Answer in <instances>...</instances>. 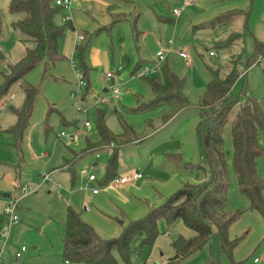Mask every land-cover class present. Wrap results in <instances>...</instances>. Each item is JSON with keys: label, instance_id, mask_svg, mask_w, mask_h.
Masks as SVG:
<instances>
[{"label": "rangeland", "instance_id": "rangeland-1", "mask_svg": "<svg viewBox=\"0 0 264 264\" xmlns=\"http://www.w3.org/2000/svg\"><path fill=\"white\" fill-rule=\"evenodd\" d=\"M9 1L0 0V83L26 47L12 26L22 14L11 13ZM78 1L71 0L69 8H60L54 15L57 24L73 20L74 26L58 40V50L66 58L50 64L45 73V59L40 60L22 76L24 84L37 87L39 92L19 146L10 127L15 123L12 108H20L25 101L20 80L9 86L0 102V212L7 198L16 195L19 218L7 244L0 239V264H13L14 254L22 246L26 248L24 264H59L68 207L79 212L100 237L115 238L124 224L162 204L182 182L206 179L208 173L198 167L203 152L196 125L197 104L211 77L210 69H217L223 77L235 67L239 77L229 91L230 97L245 92L256 97L264 111V58L246 65L256 57L255 40L264 42V0ZM174 8L181 10L179 17L173 16ZM237 10L242 12L232 13ZM244 12H248L247 17ZM134 17L137 35L132 26ZM113 20L117 22L112 25ZM232 33L240 37L229 43ZM76 35L91 36L85 60L87 75L81 74L73 54L74 44L84 43L77 41ZM161 49L166 58L159 63L155 54ZM179 51L191 61L180 57ZM140 60L159 65L152 75L155 78H162V66L167 65L183 79L182 92L190 105L164 125L159 124L167 111L165 104L137 105L151 97L141 77L131 73ZM118 67L121 71L115 72ZM108 71H114L110 81L105 77ZM79 80L85 85L73 99L71 93L77 90ZM100 113L110 135L118 136L124 128H132L124 138L136 140L118 149L115 176L139 172V179L124 185L100 184L99 180L88 184L89 174L98 179L103 175L112 150L94 147L85 151L87 140L94 143L99 139ZM85 121L88 127H84ZM61 131L76 133V139L68 144L57 136ZM229 139L226 127V147ZM169 154L179 155L188 165L169 161ZM67 160H71L73 170L62 166ZM81 169L85 174H80ZM228 169L226 207L239 211L228 236L240 240L227 257L216 253L211 237L199 250L174 264H205L208 259L213 264H264V218L240 193L231 160ZM256 170L264 178V153L256 158ZM39 172L49 174L51 180L40 179ZM15 181L28 186V193L19 195ZM92 189H97V194ZM261 193L264 199V189ZM157 230L152 246L142 247L140 254L134 250L138 241L133 242L129 262L114 252L116 264H166L174 254L171 242L179 235H194L180 218L169 223L158 219Z\"/></svg>", "mask_w": 264, "mask_h": 264}, {"label": "trees", "instance_id": "trees-1", "mask_svg": "<svg viewBox=\"0 0 264 264\" xmlns=\"http://www.w3.org/2000/svg\"><path fill=\"white\" fill-rule=\"evenodd\" d=\"M60 8L62 7L56 5L54 0L9 1V11L22 14L21 18L13 21L12 26L19 31L20 40L26 44L24 55L11 65L8 73L3 74L0 83V102L9 86L19 80L25 93L24 104L20 108H12L15 123L10 130L16 137L17 146L22 140L23 130L28 124L39 92L37 87L24 84L22 76L40 60L45 59V73L50 64L62 58L58 50V40L71 25L69 22L57 24L54 21V15ZM244 16L247 17L248 12H244ZM136 18L132 20L135 35ZM116 22L117 20H113L112 25ZM239 37V33H232L229 43ZM83 41L84 43L76 44L74 55L81 74L87 75L85 60L91 36ZM255 56L247 61L248 67L259 57L264 58V42L255 40ZM140 65L141 61H137L132 72L134 73ZM161 70L162 78L141 77L150 89L151 97L147 102L140 101L137 104L139 107L165 104L167 111L160 118V126L190 105L182 92L183 79L173 73L167 65L162 66ZM210 75L197 104L199 121L196 125L203 152V160L198 167L204 169L208 177L198 182H182L162 204L149 208L139 219L130 220L126 224L123 220H117L119 224L124 225L120 235L115 238L100 237L94 228L81 218L79 212L68 207L61 239L62 259H68L75 264H116L113 254L117 252L124 261L129 262L134 241H138L134 249L137 254L141 253L142 247L152 246L158 235L157 222L160 218L168 223L180 218L186 227L194 231L193 236L179 235L171 242L174 254L168 258L166 264H174L191 255L211 237L215 241L216 253H225L229 257L231 250L240 240L238 237L230 239L228 236V229L239 214V211H230L226 207L229 160L240 193L248 198L250 208L257 210L264 218V199L261 193L264 189V178L259 176L256 170V158L264 153V111L259 100L245 92L230 97L229 91L239 77L235 67L223 77L219 76L217 69H210ZM97 126L99 139L94 143L87 140L85 148L87 151L94 147L109 150L108 145L113 143L104 173L99 178L100 184H107L116 174L118 149L136 140V137L124 138L132 128H124V132L118 136L110 135L102 113L98 116ZM226 127L229 130V147L225 146ZM166 158L175 164L188 165L182 162L179 155L169 154ZM208 263L213 264L209 259L205 264ZM214 264L218 263L215 261Z\"/></svg>", "mask_w": 264, "mask_h": 264}, {"label": "built area", "instance_id": "built-area-1", "mask_svg": "<svg viewBox=\"0 0 264 264\" xmlns=\"http://www.w3.org/2000/svg\"><path fill=\"white\" fill-rule=\"evenodd\" d=\"M54 3L58 6H61L62 8H69L71 4V0H54ZM172 14L175 17H179L181 15V10L174 8L172 9ZM66 19H69L66 17ZM78 40H82L83 37L81 35H77ZM156 60L160 63L161 61L165 60L166 54L164 50H158L155 54ZM179 56L186 59L188 62L191 61V59L183 52L179 51ZM159 69V65H150V64H144L140 65L136 70L135 74L140 77H146V76H152L156 73V71ZM78 74V71H77ZM113 76L112 71H108L105 74V77L108 81H110L111 77ZM85 85V82L83 80H79L77 83V90L73 93H71V96L73 99H77V97L82 93L81 87ZM112 93L116 94L117 89L113 88ZM77 111H81L80 108H77ZM84 127H88L89 123L88 121L84 122ZM58 137H61L66 140L68 144H71L76 139V133L69 134L61 131L58 135ZM113 143H110L108 147H112ZM98 156V154H97ZM80 174H85V171L83 169L80 170ZM141 175L139 172L133 173L132 175H126L121 177H114L112 180L108 182V184H126L127 182L131 180H136L140 178ZM39 178H41L44 181L50 180L49 174H46L44 172H39ZM97 180L96 176L94 174L88 175V182ZM17 192L19 195H25L28 193L29 187L25 184L22 185L20 183L15 184ZM93 193H97V189H92ZM17 199L18 196H13L12 198L8 197L5 201V204L2 209L1 218H0V239L4 242V244H7V241L9 240V235L11 229L18 223V215L16 213V206H17ZM26 248L24 246L20 247L19 250H17L14 254V262L13 264H24L22 261V256L25 253ZM59 264H75L71 262L68 259H62Z\"/></svg>", "mask_w": 264, "mask_h": 264}, {"label": "crops", "instance_id": "crops-1", "mask_svg": "<svg viewBox=\"0 0 264 264\" xmlns=\"http://www.w3.org/2000/svg\"><path fill=\"white\" fill-rule=\"evenodd\" d=\"M74 1V3H76V2H79L78 0H73ZM73 3V4H74ZM73 6V5H72ZM74 8V7H73ZM67 14H68V12H67ZM71 22H73V20H71ZM71 22H69V24L71 25V26H74V24H71ZM76 40L77 41H83L84 40V38L82 39V40H78V38H77V35H76ZM75 46H76V44H74V47H73V52H74V48H75ZM74 54V53H73ZM63 58H66V56L65 55H63L62 54V58L61 59H63ZM138 60V59H137ZM141 61V60H140ZM146 63V61L145 60H142L141 61V65H143V64H145ZM117 70H120L121 71V68L120 67H118V68H116L115 69V72L117 71ZM112 72H114V71H112ZM131 73H133V72H131ZM134 74V73H133ZM104 91H106V88H104L103 89ZM184 110V109H183ZM183 110H181V111H183ZM181 111H179L178 113H176L173 117H175L176 115H178ZM172 117V118H173ZM89 141V140H88ZM87 141V142H88ZM85 151H87L86 150V148H85ZM107 152H108V150H106ZM110 152V151H109ZM109 155H110V153H109ZM96 156H97V153H96ZM69 164V165H68ZM94 164V163H93ZM62 166H64L65 168H68V169H71V170H73V168H72V164H71V160H67V161H64V163H63V165ZM41 179V178H40ZM139 179V178H138ZM17 180V179H16ZM51 180V179H50ZM97 180H99L98 178H97ZM137 180V179H136ZM87 181H88V178H87ZM96 181V180H95ZM93 181H91V182H88V184H90V183H92ZM16 183H19L18 181H15V184ZM120 185H124V184H120ZM15 189H16V186H15ZM16 191H17V189H16ZM93 193V192H92ZM93 194H97V193H93ZM4 196H8V194H4ZM85 209H86V207H85ZM1 213H2V210H1V212H0V218H1ZM17 225H18V223L14 226V228L15 227H17ZM13 229V228H12ZM10 233H11V231H10ZM33 249H36V247L35 246H33L32 247Z\"/></svg>", "mask_w": 264, "mask_h": 264}]
</instances>
